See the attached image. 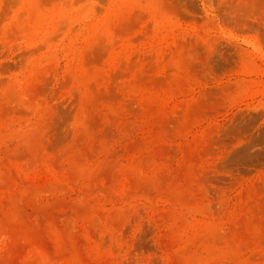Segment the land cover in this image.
<instances>
[{"label": "rangeland", "instance_id": "1", "mask_svg": "<svg viewBox=\"0 0 264 264\" xmlns=\"http://www.w3.org/2000/svg\"><path fill=\"white\" fill-rule=\"evenodd\" d=\"M0 264H264V0H0Z\"/></svg>", "mask_w": 264, "mask_h": 264}]
</instances>
